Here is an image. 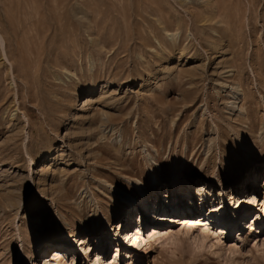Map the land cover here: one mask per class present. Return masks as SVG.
<instances>
[{"label": "rangeland", "instance_id": "obj_1", "mask_svg": "<svg viewBox=\"0 0 264 264\" xmlns=\"http://www.w3.org/2000/svg\"><path fill=\"white\" fill-rule=\"evenodd\" d=\"M262 250L264 0H0V264Z\"/></svg>", "mask_w": 264, "mask_h": 264}, {"label": "bare ground", "instance_id": "obj_2", "mask_svg": "<svg viewBox=\"0 0 264 264\" xmlns=\"http://www.w3.org/2000/svg\"><path fill=\"white\" fill-rule=\"evenodd\" d=\"M119 162V161H118ZM122 162V161H121ZM138 187V186H137ZM123 197L122 198H124L125 197V195H128V198L126 199V201H125V204H128V202H130V200L133 198V194H132V192L130 193H128V192H126V191H123ZM125 199V198H124ZM117 202H120L119 200H117ZM192 202V201H191ZM192 206L191 207H189L191 210H193V209H195V208H192V207H194V204H191ZM199 206L201 207V208H203L204 210H205V212H206V209L207 208H205V205H204V202H203V200H202V198H200V203H199ZM124 208L125 207V205H124V203L121 205V208ZM209 209H211V210H209V212L210 213H215V215H216V217L215 216H207V222L206 223H202L203 225V228H201L202 230H200L199 228V230L201 231V233H202V235H206V234H204L203 233V229L204 228H207L208 229V227H210L212 224H211V221L213 220L214 222H216L217 224H222V222L223 221H225V217L223 216V212H224V203H221V204H215V203H212L211 204V206H209ZM173 211H177L176 213H180V210L182 211V213L183 214H186L185 213V208H183V207H181L180 206V204H177L176 205V207L175 206H173V209H172ZM163 211H164V213L165 214H160V215H158V214H155V216H154V218L155 219H158V218H164L165 217V219L166 220H169V221H180L185 227H188L189 228V225H194V223H192V222H190V218H189V216L187 215H184L183 217H180L178 220H176L177 219V216H172V215H167V212L169 211V210H167L166 208H164L163 209ZM129 215V214H128ZM259 215V213H256L255 214V217H257ZM130 216V215H129ZM161 216V217H160ZM186 216V217H185ZM224 217V218H223ZM145 219H146V217L145 216H143V213L142 212H139V218L137 219V215L134 217V219L131 221V218L129 217V220H128V223L127 224H131L132 225V228H130V230H128L129 232L128 233H130L129 235V237H132L133 238V242H130L131 244L130 245H132V247L134 246V247H136V246H138V244L140 243H142L141 241L142 240H144L145 238L143 237V236H141V235H143L144 233H143V230H142V227L143 226H145L144 225V223H145ZM223 219V220H222ZM141 224H142V226H141ZM182 225V226H183ZM184 227V228H185ZM192 228V227H191ZM221 229H223L224 230V227H222ZM152 233L150 234V237H156V239H158L157 237H162V236H165V234L164 235H162V236H160L159 235V231L157 230V229H155V227H152ZM169 230V229H168ZM199 231V232H200ZM164 232H166V234H168L167 235V238H168V236H171V234L170 233H167L168 231L166 230V229H164ZM136 236V237H135ZM139 236H140V239H139ZM200 236V235H199ZM208 236V235H207ZM201 237V236H200ZM130 239V238H129ZM173 239V238H172ZM74 242V241H73ZM72 242V243H73ZM74 244V243H73ZM139 244V245H140ZM74 246H76V248H80V247H78L77 245H76V243H75V245ZM60 259V257L59 256H57L54 260H55V264H60L59 263V260ZM73 260V257L71 258V261Z\"/></svg>", "mask_w": 264, "mask_h": 264}, {"label": "clouds", "instance_id": "obj_3", "mask_svg": "<svg viewBox=\"0 0 264 264\" xmlns=\"http://www.w3.org/2000/svg\"><path fill=\"white\" fill-rule=\"evenodd\" d=\"M191 227H192V225H189V228H191ZM203 233L206 234V235H212V236H215L216 235L215 233H210L207 228H204L203 229ZM167 235L168 234H165V236H162L161 238L162 239H166L167 238ZM203 242L204 241H202L201 243H203ZM215 243L216 244H220L221 241L216 240ZM240 255H242V256L243 255H251V252H249V253H240ZM261 255L264 256V250H262ZM223 264H236V262H235L234 259H226V260L223 261Z\"/></svg>", "mask_w": 264, "mask_h": 264}]
</instances>
